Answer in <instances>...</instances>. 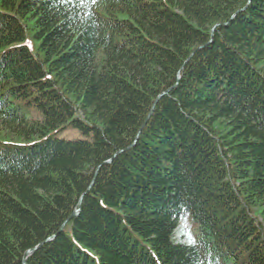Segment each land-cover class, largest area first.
<instances>
[{
  "label": "trees",
  "instance_id": "1",
  "mask_svg": "<svg viewBox=\"0 0 264 264\" xmlns=\"http://www.w3.org/2000/svg\"><path fill=\"white\" fill-rule=\"evenodd\" d=\"M33 249L264 264V0H0V264Z\"/></svg>",
  "mask_w": 264,
  "mask_h": 264
},
{
  "label": "rangeland",
  "instance_id": "2",
  "mask_svg": "<svg viewBox=\"0 0 264 264\" xmlns=\"http://www.w3.org/2000/svg\"><path fill=\"white\" fill-rule=\"evenodd\" d=\"M26 44L32 51L36 50V42H34L31 38L26 41ZM30 118L37 119L40 118V114L38 112H34L33 109H29V114L27 115ZM58 137L66 138V139H81L82 136L77 130H73L71 128H67L57 134ZM196 230V227L192 225L188 219H185L180 224L178 231L175 234L176 241L183 242H192L194 240L193 232Z\"/></svg>",
  "mask_w": 264,
  "mask_h": 264
},
{
  "label": "water",
  "instance_id": "3",
  "mask_svg": "<svg viewBox=\"0 0 264 264\" xmlns=\"http://www.w3.org/2000/svg\"><path fill=\"white\" fill-rule=\"evenodd\" d=\"M156 103V102H155ZM145 125V124H144ZM77 211H75L74 212V214L72 215V216H75V215H77ZM63 227H64V225L61 227V230L60 231H62L63 230ZM48 241V240H47ZM46 241V242H47ZM35 249H33V250H30V251H28L27 253H25V255H24V264H26L25 263V260H26V258L34 251Z\"/></svg>",
  "mask_w": 264,
  "mask_h": 264
},
{
  "label": "snow or ice",
  "instance_id": "4",
  "mask_svg": "<svg viewBox=\"0 0 264 264\" xmlns=\"http://www.w3.org/2000/svg\"><path fill=\"white\" fill-rule=\"evenodd\" d=\"M69 3H71V0H68ZM87 0H79V3H86ZM93 3H95V0H92Z\"/></svg>",
  "mask_w": 264,
  "mask_h": 264
}]
</instances>
